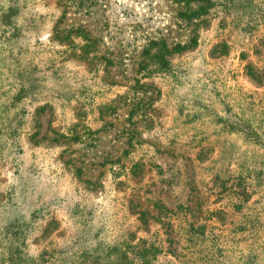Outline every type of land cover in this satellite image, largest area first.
Listing matches in <instances>:
<instances>
[{
    "label": "rangeland",
    "instance_id": "1",
    "mask_svg": "<svg viewBox=\"0 0 264 264\" xmlns=\"http://www.w3.org/2000/svg\"><path fill=\"white\" fill-rule=\"evenodd\" d=\"M139 247L264 264V0H0V264Z\"/></svg>",
    "mask_w": 264,
    "mask_h": 264
},
{
    "label": "trees",
    "instance_id": "2",
    "mask_svg": "<svg viewBox=\"0 0 264 264\" xmlns=\"http://www.w3.org/2000/svg\"><path fill=\"white\" fill-rule=\"evenodd\" d=\"M78 28H79V27H78ZM83 36H84V35H83ZM159 63L163 66V65L166 64V60H165L164 58L160 57V59H159ZM113 249H114L115 251H119V250H120V249L115 248V247H113ZM133 253L136 254L139 258H142V261H141L142 264H147L148 261H147L146 259H144V258H146L145 256H146V254L148 253V251H147V249H146L145 247H139V248L135 249V250L133 251ZM143 259H144V260H143Z\"/></svg>",
    "mask_w": 264,
    "mask_h": 264
}]
</instances>
